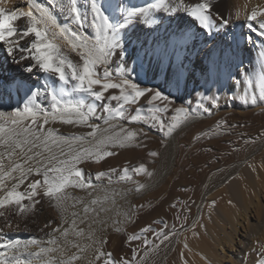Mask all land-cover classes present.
Segmentation results:
<instances>
[{
	"label": "bare ground",
	"instance_id": "obj_1",
	"mask_svg": "<svg viewBox=\"0 0 264 264\" xmlns=\"http://www.w3.org/2000/svg\"><path fill=\"white\" fill-rule=\"evenodd\" d=\"M99 2L112 23H124L123 16L126 9L147 8L154 3L161 5L160 10L150 11L147 17H137L120 30L119 37L124 58L121 60L118 55L112 56L106 66L99 65L97 70L101 77L105 67L113 73V82L118 80L115 75L118 71H126L130 74L129 76H134L139 81L140 85L138 86L142 89L151 90V92L161 90L167 95L183 100V104L184 99L189 95L188 109L196 110L199 106L198 109L203 112H210V114L217 112L219 115L216 116V119H213L214 116L210 120L196 121L195 124L180 133H177V130L173 131L171 135H166L171 142L164 149L161 148L160 141L153 137H147L146 141L139 143L135 142V138H133L123 146L118 144L101 145V149L113 154L100 162H95L93 158L88 157L78 162L76 167L82 170V176L73 179L76 186L66 188L67 197L63 201L57 202L43 197L41 189V195L36 197L40 203L31 205L27 199L22 201L26 206H31L32 211L18 214V209L14 205L0 209L5 213L4 216H0V241H19L18 254L25 261L31 260V264H60L61 259L67 260L73 254L78 255L80 259L73 261L72 264H106L103 262L108 251L111 252L116 264H119L121 259H126L131 264H218L219 260L225 256L224 247L228 248L227 243L232 245V237L226 235L227 242L225 241L224 244L219 242L221 247H213V250H219V255L220 253L223 255L221 258L219 255H215V250V252L210 251L213 244L207 246L209 247L207 252H210L208 255L210 261L203 263L200 256L196 254L199 245H197L198 239L193 237V233L181 236L180 234L183 232L179 231L173 234L187 223L182 220L183 218H175L176 210H179L180 207L179 209L175 208L176 205L169 199V194L166 196L168 185H171L174 190L179 184L178 180L176 181V175L180 174V170L184 166L187 152L180 147L178 155H174L176 147L173 150V145L177 140L192 143L191 145H194L195 149L190 147L200 154L204 153L205 158L212 155L220 156V164L223 166L232 162V159L238 158L239 155L255 156L257 152L255 150L260 146L261 133L256 130L258 126L251 131L247 126H250L252 119L256 117L253 113L257 110L256 108L264 105V38H260L250 30L248 25L244 30L243 21L248 17L246 14L249 13L250 8L264 6V0H207L211 5L209 16L211 30L204 29L199 21H196L188 11L180 7V0H99ZM200 2L201 0H183V3L188 6ZM28 3L29 0H5L0 6H3L6 11L19 9L27 11ZM35 4L49 11L57 27L67 30L70 40L73 32L78 33L84 40H94L95 33L90 27L92 20L90 6L86 0H78V7L81 11L89 12L88 23L83 26L73 23L72 18L66 12H62L59 7H53L48 0H35ZM173 8L176 11H173ZM32 11L37 16L39 15L35 7ZM220 17L228 20L229 23L226 27L221 26ZM253 23L256 24V22ZM14 24L18 29H22L27 24V18L21 17ZM256 27L258 28L259 25L256 24ZM56 42L69 60L74 64L82 63L78 52L72 51L67 41L62 37H57ZM20 44H25V40H20ZM6 48L7 45L0 42V126L12 127L11 122L14 118L21 119L22 125L29 124V116H17V112L23 113L26 103L30 106H43L48 110V123L42 130L43 134L47 135L48 130H53L54 137L61 141H67V143H61L59 147L53 148L58 157L60 156V147L67 153L69 148L72 151H77L80 148L94 147L98 140L106 137L124 136L128 132L135 135L141 133V130L126 128L124 125L126 121L136 125L140 123L149 125L155 134L165 135L167 126L173 123L176 118L165 123L164 129H161L157 123H152L151 117L150 119L141 117L139 121H132L131 117L134 114L130 113V110L126 112V108H124V112H126L124 118H118L115 114L123 101L111 100L108 97L120 95V90L109 89L104 93L105 98L96 100L89 93L77 90V82L72 81L70 75L68 83H64L59 81L55 74L44 73L38 68H34L31 73L26 71V67L30 64L34 65L35 62L30 59L20 60L21 53L19 52L15 54L16 58L14 59L7 53ZM199 55L201 56L200 65L196 63ZM36 90H39L40 94L31 97V91ZM95 90L100 89L96 86ZM61 91L67 92V95L62 97L65 100L82 101L85 113H88L89 107L93 109V112L88 113L93 124L87 122L64 123L59 115L55 119L52 118V100L48 93L59 94ZM192 99L198 101L197 107L196 104H191ZM125 107H128L127 104ZM225 110L228 112L221 113ZM232 110L238 112V120L236 126L227 127L228 124H225L224 120L235 117ZM180 121L182 122L181 117ZM39 122L43 123L42 116ZM90 125L96 126L95 137L88 135L93 131ZM32 127L35 129L36 126L32 125ZM4 151V148H0V152ZM117 151L129 152L133 160L144 165L145 171L137 173L139 175L130 179L127 184H121L120 175L112 171L111 161ZM151 152H155L157 155L151 156ZM60 158L63 159V157ZM12 159L20 162L15 156ZM173 160L175 164L170 167ZM7 163L8 161L5 160L6 165ZM203 165L209 171L215 167L207 160H203ZM101 171L107 175L101 179L96 178L100 182L99 185L90 187L86 183L81 187L77 184V181L80 180L88 182L90 178L96 177V174ZM231 172H234L232 168L221 170L216 176L210 178L206 184L203 199L216 198L218 204L223 203L222 200H225V197L222 196L225 195L224 190H227L228 195L233 192L236 199L240 198V182L234 180L226 189L222 187L225 180L230 177L228 173ZM240 173L242 174V172ZM36 179L42 180V177L35 174L29 176L17 190L20 192L30 191L27 185ZM8 183L11 186L12 181H8ZM141 185L143 187H140ZM2 194L0 192V195ZM93 200L97 203L93 204ZM214 203L216 205V202ZM204 205V201H201L193 223L199 221L200 214L204 211ZM208 205L210 206V204ZM230 206L232 207V204ZM85 207H87V211H85ZM253 207L254 204L251 201L245 208V210H250L248 215L251 218L255 216L252 211ZM202 221L197 224L207 236L212 232L207 227L208 225H203ZM159 222L166 223L163 229L158 224ZM65 229L67 230V243L64 242L65 248L61 249L62 251L57 249L54 252L42 253L40 259L34 255H28L39 252L41 248H49L42 243V239L51 236L58 230L63 233ZM143 229L147 230L142 231ZM133 235L138 238L130 240L129 237ZM241 236L247 237L244 234ZM30 241L36 243H29ZM25 244H28L27 248L24 247ZM205 244L206 247L207 244ZM200 245L203 246V244ZM243 246L239 244V250L231 249L234 261L231 262L232 255H227L224 257L229 261L227 264H244L246 258L242 251ZM133 250H135V258H133ZM0 251H4L5 256L9 259L16 253L15 249ZM203 254L201 253V256ZM98 255L99 259H97Z\"/></svg>",
	"mask_w": 264,
	"mask_h": 264
},
{
	"label": "snow or ice",
	"instance_id": "obj_2",
	"mask_svg": "<svg viewBox=\"0 0 264 264\" xmlns=\"http://www.w3.org/2000/svg\"><path fill=\"white\" fill-rule=\"evenodd\" d=\"M5 0H0L2 5ZM53 7H59L62 12L72 18L73 23L77 25H85L88 23L89 12L87 10L81 11L78 7V0H48ZM90 6V13L92 16L90 27L93 29L95 36L94 40H84L78 33H72V39H69L67 30L59 29L49 11L38 4L35 0H29L27 5L28 10L23 9L6 11L3 6H0V42L7 45L6 51L15 59L17 52L21 53L19 59H30L34 61V65L30 64L26 67V71L32 72L34 68H38L44 73L55 74L59 81L68 83L69 75L72 81H76V89L84 91L92 95L96 100H101L104 93L109 89L120 90V95H113L108 99L123 101L120 108L116 111V117L124 118V104L136 103L139 98L144 97L146 92L151 94L149 103L155 100H168V96L161 91L142 89L126 75L125 71H118L115 75L118 77L117 82H113V73L108 71L105 67L103 76L101 77L97 68L99 65H107L109 58L112 56H119L121 60L124 58L122 51L119 32L137 17H147L152 10H160L161 5L151 4L147 8H130L124 10V23H112L109 16H107L102 8L99 0H86ZM35 7L37 16L32 9ZM119 7V5H117ZM180 7L189 12V15L199 21L204 29L211 30L212 25L209 23V16L211 14V5L207 0H201L195 5H185L183 0H180ZM167 10V9H165ZM176 11L175 8L172 9ZM264 16V9L259 11L253 9L247 17L248 27L252 31L259 32L264 36V21H259L257 18ZM21 17L27 18V24L24 28L18 29L14 22ZM221 26L226 27L228 20L220 17ZM259 27H256V24ZM151 23L152 21H148ZM34 37V38H33ZM57 37H62L70 44L72 51L78 52L82 63L74 64L62 53L61 47L58 45ZM25 40V44L21 45L20 40ZM30 41V43H29ZM120 50V51H118ZM27 53V55H24ZM67 69V71H66ZM98 86L100 90H95ZM39 90L31 91V97L38 96ZM52 104V118L55 119L59 115L64 123H84L88 119V113L93 112L91 107L88 108V113L83 111L84 104L79 100H65L62 97L67 95L66 91H61L59 94L50 92ZM30 97V99H31ZM167 105L163 107H156L151 116V120L157 123L161 129H164L165 122L158 118V114L166 112ZM207 110V109H205ZM177 117L174 122L167 126L165 135H171L175 128L180 126L179 114H183V119L186 121L192 110L183 107L175 108ZM28 115L30 123L22 125L21 119L14 118L12 120V127L5 128L0 126V148H4V152H0V209L6 207L16 206L18 214H24L32 211L31 206H26L22 201L27 199L31 205L40 203L36 197L41 195L57 202L63 201L67 197L66 188L69 186H76L73 183L74 178L82 176V170L76 167V164L85 157L93 158L95 162H100L104 158L113 153L101 149V145L118 144L123 146L124 143L130 142L135 134L132 132L126 133L124 136L117 135L116 137H106L98 140L94 147L80 148L77 151H72L69 148L67 153L62 147L59 148L60 156L58 157L53 151L54 147H59L61 143L67 141L58 140L53 136V130H48L47 135L43 134V129L48 123V110L40 105L30 106L25 104L23 113L17 112V116ZM42 116L43 123L39 120ZM76 118V119H74ZM140 115H133L132 121H139ZM32 125H35L33 129ZM93 129L88 135L95 137L96 126L90 125ZM81 139V138H76ZM42 149V150H41ZM151 156H156L157 153L151 152ZM17 157L19 163L12 159ZM60 157H63L61 159ZM5 160L8 161L7 165ZM139 171H145L144 165H140ZM19 175H16V174ZM42 177L28 183L27 187L30 191L20 192L17 189L21 184L31 175ZM107 173L101 171L96 174L97 179L106 176ZM127 171L125 170V176ZM151 175V173H148ZM123 178V177H122ZM8 181H12L9 186ZM77 184L83 187V184L77 181ZM140 187H143L142 185ZM93 204L97 201L93 200ZM85 207V211H87ZM4 212L0 211V216H4ZM143 229L142 231H146ZM82 231V230H81ZM63 234L67 236V230H63ZM133 235L129 239H137ZM167 239V237H165ZM106 242V241H102ZM29 243H36L30 241ZM49 243L55 244L54 240ZM19 241H0V250L15 249L11 259L5 256L4 251H0V264H31V260H23L18 254ZM25 248L28 244L24 245ZM54 248H41L39 252L29 253V256H36L37 259L42 258V253L54 252ZM109 259L111 254H107ZM100 256H97L99 259ZM133 258H135V250H133ZM78 255H71L67 260L61 259L60 264H72L73 261L79 260ZM119 264H131L126 259H121ZM258 264H264V260H260Z\"/></svg>",
	"mask_w": 264,
	"mask_h": 264
},
{
	"label": "rangeland",
	"instance_id": "obj_3",
	"mask_svg": "<svg viewBox=\"0 0 264 264\" xmlns=\"http://www.w3.org/2000/svg\"><path fill=\"white\" fill-rule=\"evenodd\" d=\"M253 9H256V10L258 9V11H259V9H264V6H262L260 8L259 7L252 8V9L250 8V11H248L249 13L246 14V17L251 13V11ZM263 17L264 16H259L257 19H259V21H264ZM246 25H248L247 18H245V20L243 21V29L244 30L246 29ZM254 32L257 35H259L260 38H264V36L258 34L259 32L258 33L256 31H254ZM200 61H201V56L199 55V57L196 60V63L198 65H200L201 64ZM100 66H106V65H100ZM126 75L131 79L132 82L136 83L137 85H140L139 81L134 76H129L130 74H128L127 72H126ZM159 91H161V90H159ZM161 92L164 95L168 96L167 101L155 100V101H152L151 103H149V101L151 100V94L149 92H146L145 96L139 98L136 103H131L129 105L127 104L128 107H125L126 106V104H125L124 108H126V112H128L130 110L129 112L134 114V115H140L144 119H150V117L153 114V111L156 107H163L166 104L167 108H168V110H167L168 113L166 111V112H163L164 114L161 112L158 115V116L161 115L158 118L165 120L164 121L165 123H169V121L171 119H173L174 117H177V113L175 114V111H174L175 108L183 107L185 109H188L187 106L189 105V103H188L189 102L188 98L190 97L189 95L186 96V98L184 99V104H183V102H182L183 100H179V99L174 98L170 95H167L163 91H161ZM194 100L195 99H192L191 104H193V105L196 104L195 106L197 107L199 105V104H197L198 101L196 102V100L195 101ZM198 107L196 108V110L192 109V111L189 115V118L186 121L183 120V114L182 113L179 114V115H181L179 117H181V119H182V122H181L182 124L180 123V126L175 128L176 130L174 129L175 132L178 130L177 133H180V131L182 132V130H185L188 127H191L193 124H195L196 121L210 120L214 116L215 117L213 119H216V116L219 115V113L217 114V112H214L212 114H210V112H203L202 110L198 109ZM256 109L257 110L253 112L254 115H256V117L254 119L250 118V119H252V122L250 123V126L249 125L247 126V127H249L250 131L258 126L256 130H259V133H261L260 138H259L260 146L258 149L255 150L258 152V153L256 152L255 156H251V157L248 156L247 157L246 155H243V156L239 155L238 158L232 159V162L230 161V162H228L229 164H226L225 166H223L222 164H220V162H221V159L219 158L220 156H218V155L213 156L212 155V156H207L205 158L204 153L200 154L196 150H193L194 145H191L192 143H189L187 141L177 140L176 144L173 145L174 146L173 150H175L174 148L176 147L174 155H176V154L178 155L180 147L187 150L186 157L184 158V166L181 168L182 171L180 170V174H182L183 176L180 174L176 175L177 176L176 181L178 180L177 182L179 183L178 186L175 188L176 191H175V189L172 190L171 185H168L169 187H167V192H166V196H168V194H169V196H170L169 199L171 200L172 203H174L176 205L175 208L179 209V207H180L179 210L181 212L179 210H176L177 215L175 216V218H180V219L183 218L182 220L185 221V223L187 222L185 226L183 225L178 231L173 232V234H176L179 231L183 232V233L181 232L182 233V234H180L181 236H185L188 233H190V234L193 233V237L198 239V241H197V239H196V241L198 243L197 245H199V246H197L198 249H196V250H198V251H196V254L200 256V257L199 256L198 257L201 260H203L202 261L203 263L210 261L209 256H208L210 254V252H207V249L209 248L207 246H211L213 244V246H211L210 251L213 250V247L214 248L215 247H217V248L221 247L219 245V242L224 244L226 241V235H229L230 237H232V245L230 243H227L228 248L226 246L224 247L225 248L224 249V252H225L224 255L225 256L232 255V253L230 252L231 249L232 250H234V249L239 250V244H242V246L244 245L242 251H243V254L246 258L245 261L243 262L244 264H252L253 262H254L253 264H255V263L258 264V262L260 260H264V196H263V192H264V105H262V107L260 106L259 108H256ZM126 112H124V113H126ZM226 112H228V111L225 110V112L223 111L221 113H226ZM232 113L234 114L235 117L230 118V120L229 119L224 120V123L228 124V126L226 125L227 127L236 126V123H237L236 121L238 120V116H237L238 112H236V110H232ZM249 113H251V112H249ZM163 116L165 117V119ZM86 122L89 124H93V121L91 120V118L89 116H88V119ZM152 123H154V121H152ZM229 123H230V125H229ZM140 124L136 125L133 122H129V121H126L124 123L125 127L128 129L135 128V129H138L139 131L141 130V133H137L135 135V137H134L135 142H137V143L144 142V141H146L147 137H153V138L158 139L160 141V146L163 149L166 147V145H169V143L171 142L168 136H166L164 134H160V133L155 134V132L151 131L149 125L142 124V123H140ZM133 125H134V127H133ZM232 125H234V126H232ZM182 128H184V129H182ZM190 146H192L193 148H191ZM130 158H131V155L127 151H117L116 154L112 158L113 159L111 161L113 164V165L111 164L112 165V171L115 173H118L120 175V178L122 179V182H120L121 184H127L130 179H134L139 175L137 173H139V172L142 173L141 171H139V168H140L139 162L136 160H133L132 158L130 159ZM203 160H207L210 163L214 164L215 167L212 168L214 170L210 169V171H209V169H207V167H204ZM150 163H152V162H150ZM174 164L175 163L173 160L170 167H173ZM194 164H196L197 166ZM200 164H201V166H200ZM233 166H236V167H233ZM237 166H239L238 169H237ZM187 167H189V168H187ZM229 167L232 168L234 170V172L228 173V176H230V177H228L226 179L227 181L225 180L222 187H224L226 189V187H229L230 183L233 182L234 180L240 182V187H239V190L241 192L240 198L236 199L235 196L232 194L233 192H231V194L228 195V192L226 193L227 190H224L225 195H222V196L225 197L224 198L225 200H222L220 198L222 201H224L223 203L218 204V200L216 198H212V199L210 198L209 200L203 199L204 192L206 189L205 187H206L208 180L210 178L216 176L219 172H221V170L230 169ZM125 170L127 171L126 176H125ZM206 170H208V171H206ZM239 171L242 172V174ZM92 178H93V180H92ZM92 178H90L91 180L89 179L88 182L87 181L82 182V180H80L79 182L82 183L83 185L87 183L86 185L90 186V187L91 186L93 187L95 185L100 184V182L98 180H96V177H92ZM259 182H260V184H259ZM171 192H173V193L171 194ZM187 192H189V193H187ZM80 198H76V199H80ZM221 200H220V202H222ZM201 201H204L205 205H204V211H202L203 213L200 214V218H199L198 222H201L203 220L202 221L203 225L204 224H205V226L208 225L207 227H209L210 231L212 232L211 234L207 235L208 237L202 232L203 230H201V227L197 224L198 222H195L196 225H195V223H193V218H194L195 214L197 213V208H198L199 204L201 203ZM213 201L216 202V205ZM248 201L249 202L252 201V203L254 204V207L252 208L253 213H255L254 218L249 217V215H248V212H250L249 209L245 210V208L249 204ZM208 204H210V206ZM231 204H232V207L230 206ZM227 205H229V206H227ZM230 207H231V209H230ZM206 209H207V211H206ZM224 209H226V210H224ZM203 214H204V216H203ZM214 214H217V215L215 216ZM209 220H211V221H209ZM215 222H216V224H215ZM158 224L163 229L164 224H166V223L163 224V222H159ZM210 224H211V226H210ZM230 226H232V227H230ZM193 230L195 231V233ZM62 234L63 233L61 232V230H58L56 233L52 234L51 236H48V237L42 239V243H44V245L48 246L49 248L51 246V248L56 249V251H57V249H58V251H62L63 248H65V243H67V240H66L67 236H65V235L62 236ZM242 234L246 235L247 237L243 238L241 236ZM209 236H210V238H209ZM50 238H53V239H50ZM195 238H194V240H195ZM47 240L48 241L54 240L56 243L55 244H52V243L49 244V242ZM215 241H217V243H215ZM205 242L207 245L205 244ZM199 243L203 244V246H201ZM204 244L206 245L207 248L204 246ZM54 246L55 247L58 246V247L55 248ZM203 247H205V248H203ZM199 249H200V251H199ZM214 250H213V252H215V255H219V250L218 249H214ZM200 252L202 254L203 253L204 254L201 256ZM109 253H111V252L108 251L107 254H109ZM205 254H206V256H205ZM221 255L222 254L220 253V255H219L220 258L223 256V255L222 256ZM203 256H204V258H203ZM224 257H222L223 259L219 258L220 260H219L218 264H227L229 262L228 259H225ZM112 258H113V256H111V258L109 259L108 255H107L105 257V260L103 263L116 264L114 258L113 259ZM231 258H232L231 262L233 263V261H234L233 255L231 256ZM206 259H207V261H205Z\"/></svg>",
	"mask_w": 264,
	"mask_h": 264
}]
</instances>
